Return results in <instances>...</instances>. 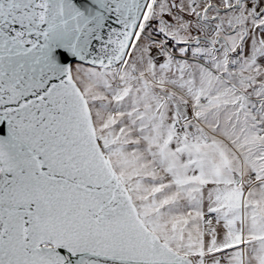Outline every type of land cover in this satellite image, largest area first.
I'll use <instances>...</instances> for the list:
<instances>
[{"label": "snow or ice", "instance_id": "6c2138e0", "mask_svg": "<svg viewBox=\"0 0 264 264\" xmlns=\"http://www.w3.org/2000/svg\"><path fill=\"white\" fill-rule=\"evenodd\" d=\"M0 264H264V0H0Z\"/></svg>", "mask_w": 264, "mask_h": 264}]
</instances>
